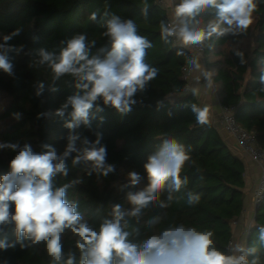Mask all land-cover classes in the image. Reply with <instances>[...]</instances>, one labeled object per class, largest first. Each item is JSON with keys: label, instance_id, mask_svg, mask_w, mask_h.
<instances>
[{"label": "trees", "instance_id": "1", "mask_svg": "<svg viewBox=\"0 0 264 264\" xmlns=\"http://www.w3.org/2000/svg\"><path fill=\"white\" fill-rule=\"evenodd\" d=\"M157 1L148 0L145 17L141 10L143 0H0V43L4 35L21 29L9 43L23 45L19 55L9 53L14 75L0 70V98L6 100L0 109V142L21 146L28 143L36 152L47 144L55 147L58 154L62 153L70 134L64 124L70 117L66 114L61 119L54 113L75 93L74 80L64 76L53 83L50 69L34 65L35 50L43 47L58 52L62 41L81 33L90 41L95 40V48H99L107 43V38L102 36L106 28L101 17L106 20L115 15L132 19L137 24L138 34L146 36L153 44L147 50L146 61L158 68V76L149 82L145 92L137 94L138 102L127 114L103 105L100 100L97 103L104 110L96 114L91 127L81 126L75 130L90 141L96 139V133L102 134L107 162L115 165V171L107 177L95 172L89 175L86 166L72 167L69 159V175H57L55 183L61 186L79 180L67 189L66 199L78 204L84 220L98 226L108 217L113 204L130 207L127 192L139 191L147 184L144 169L147 157L164 139L175 138L191 148L195 165H186L182 172L189 177V183L181 192L173 193L176 198L170 207H150L144 211L138 225L135 220L132 223L146 233V221L162 214L156 231L179 224L212 230L217 247L226 250L233 238L232 222L239 219L244 209L245 164L212 121L210 126L198 125L190 109L185 107L199 102L187 91L188 80L183 73L187 57L176 55L179 44H165L160 38L159 23L169 21V12ZM177 3L178 0H173V9ZM92 12L98 14L97 21L89 19ZM212 18L211 10L198 17L201 23ZM234 48L244 52L246 64L240 63ZM204 49L206 68L216 72L214 87L220 104L235 107L237 124L253 133L258 146L264 149V91L260 83L264 69V3L258 6L254 22L246 33L215 41L213 51ZM38 81L45 82L41 96L35 94ZM52 88L57 90L52 91ZM174 90L184 95L169 96ZM15 113L20 114L19 119L15 118ZM41 113L46 115L37 118ZM77 146H80L79 141ZM15 154L8 149L0 150V176L10 171L9 163ZM131 171L141 175V182L122 188L128 183ZM187 191L201 195L199 204L187 203ZM166 196L167 191L161 199ZM254 219L246 241L249 245L256 240V226L264 224V198ZM4 238L9 242L16 239L14 225L0 231V239ZM63 243L66 251L75 247V237L70 231L65 233ZM261 255L264 256V250ZM0 264H50V257L43 243L25 248L17 244L6 251L0 250Z\"/></svg>", "mask_w": 264, "mask_h": 264}, {"label": "clouds", "instance_id": "2", "mask_svg": "<svg viewBox=\"0 0 264 264\" xmlns=\"http://www.w3.org/2000/svg\"><path fill=\"white\" fill-rule=\"evenodd\" d=\"M261 3L264 0H178L171 19L160 21L161 40L165 44L177 42L176 55L187 57L193 84L188 92L193 96L199 95L201 84L205 89H212L216 76L214 70L202 64L201 50L206 47L213 51L215 41L246 33ZM143 4L142 14L147 17L148 0H143ZM209 10L213 18L201 23L198 17ZM89 19L97 21L98 14L92 12ZM100 19L106 28L102 36L107 38V43L99 48H95V40L90 41L81 33L62 41L58 52L43 47L35 50L34 65L50 69L53 83L64 76L74 80L75 93L54 113L61 119L66 114L70 117L64 124L70 134L64 151L59 154L55 147L47 144L36 152L28 143L21 146L0 142V150L16 153L9 163L10 171L0 176V231L14 225L16 239L11 242L7 238L0 239V250L6 251L17 244L25 248L43 243L50 264H264L261 255L264 224L256 226L257 237L252 244L237 242L226 250L217 247L212 230L179 224L156 231L162 214L146 221V233L133 225V220L139 224L144 211L150 207H170L176 198L173 193L181 192L189 183V177L182 172L186 165H195L191 148L175 138L164 139L147 157L144 164L147 184L139 191L127 192L130 207L113 204L108 217L98 226L84 220L78 204L66 199L67 189L79 180L56 185L57 175H69V159L72 167L86 166L89 175L95 172L107 177L115 171V165L107 162L102 134L96 133V139L90 141L75 130L81 126L91 127L96 114L104 110L97 103L100 100L121 114L130 112L138 102L137 94L145 92L159 73L158 68L146 61L147 50L153 44L146 36L138 34L134 20L115 15ZM20 32L21 29H16L4 35L0 43V70L9 76L14 75L9 53L19 55L23 51V45L14 46L9 41ZM233 51L241 64L247 63L242 50L234 48ZM260 83L264 91V69ZM44 91L45 82L38 81L35 94L41 96ZM168 95L184 94L174 90ZM185 107L190 109L198 125H211L209 106L189 103ZM44 115L41 113L37 118ZM14 116L20 118L19 113ZM141 180L139 173L131 171L128 183L122 188L136 186ZM165 191L167 196L161 199ZM186 198L187 203L194 206L199 204L201 195L187 191ZM69 231L75 237V247L66 251L63 239Z\"/></svg>", "mask_w": 264, "mask_h": 264}, {"label": "built area", "instance_id": "3", "mask_svg": "<svg viewBox=\"0 0 264 264\" xmlns=\"http://www.w3.org/2000/svg\"><path fill=\"white\" fill-rule=\"evenodd\" d=\"M158 5H163L168 8L169 12V20L171 19L170 14L173 11V2L172 1H166V0H158ZM174 43L178 44L177 42L173 41ZM196 49H193L195 51ZM202 60L204 58V52L205 49H202ZM183 73L185 75V78L188 80L189 87V81H190V69L187 65V62L185 63L183 67ZM219 124L221 128L229 134L235 141L236 148L239 152L244 154L245 156L249 157L257 166L258 168V181L257 185L253 191V205L255 208V213L257 211V208L259 207L260 203L262 202L264 198V149L258 146L257 139L253 133L248 132L245 130L242 126L238 125L235 119V107L234 106H223L220 104V115H219ZM255 218V214H254ZM253 223L249 227L245 229V235L248 239L250 229L254 225V219ZM238 224V219L232 222V227H235ZM234 243V240H232L228 243L227 249L230 247L231 244Z\"/></svg>", "mask_w": 264, "mask_h": 264}, {"label": "crops", "instance_id": "4", "mask_svg": "<svg viewBox=\"0 0 264 264\" xmlns=\"http://www.w3.org/2000/svg\"><path fill=\"white\" fill-rule=\"evenodd\" d=\"M201 62L205 66L204 58ZM191 86H193V84L190 78L189 87H187V91ZM200 89L201 90L199 95L196 96L200 106H204V105L209 106L211 121L214 123V125L222 134V136L231 146V149L242 158L245 164L244 209L241 216L238 219V224L235 227H232V229H233L234 243L237 242L246 243L245 229L250 225H252L255 214V208L253 205V191L258 181V175H259L258 168L256 164L249 157L245 156L244 154L238 151L234 139L221 128L219 124L220 102L215 87H213L212 89H205L203 87V84H201Z\"/></svg>", "mask_w": 264, "mask_h": 264}, {"label": "rangeland", "instance_id": "5", "mask_svg": "<svg viewBox=\"0 0 264 264\" xmlns=\"http://www.w3.org/2000/svg\"><path fill=\"white\" fill-rule=\"evenodd\" d=\"M167 2L168 1H172L173 2V0H166ZM165 7H166V5H165ZM167 8V7H166ZM168 9V8H167ZM170 16H171V14H170ZM5 102H6V100H5V98H0V109L3 107V105L5 104ZM246 241H247V238H246Z\"/></svg>", "mask_w": 264, "mask_h": 264}, {"label": "water", "instance_id": "6", "mask_svg": "<svg viewBox=\"0 0 264 264\" xmlns=\"http://www.w3.org/2000/svg\"><path fill=\"white\" fill-rule=\"evenodd\" d=\"M259 208V207H258ZM258 208H257V210H258Z\"/></svg>", "mask_w": 264, "mask_h": 264}]
</instances>
